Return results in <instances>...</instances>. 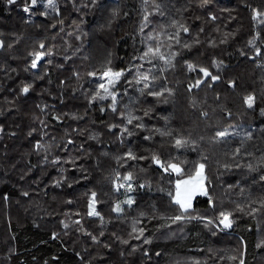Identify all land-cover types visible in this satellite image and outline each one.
Wrapping results in <instances>:
<instances>
[{
  "label": "trees",
  "instance_id": "1",
  "mask_svg": "<svg viewBox=\"0 0 264 264\" xmlns=\"http://www.w3.org/2000/svg\"><path fill=\"white\" fill-rule=\"evenodd\" d=\"M106 1L100 0V4ZM162 1L148 0V9L153 12L149 28L159 29L163 25L173 33L172 23H164L153 8L154 4H160L161 9L167 7V12H172L171 4ZM218 1L217 6L192 8L186 15V23H181L190 29L187 34L181 33L182 41L192 44L198 37L199 44L182 51L177 67L163 82L174 95L140 97L129 86L128 95L122 100L126 102L129 96L139 98V103L134 105L136 114L143 117L149 130L171 129L173 135L182 134L196 141L197 149L209 157L208 190L217 206L235 209L240 204L247 213V205L264 196V183L258 180L264 168L254 172L247 168L248 163L256 165L260 161L256 150L260 147L264 151V138L255 143L258 137L255 131L264 127L261 113L264 109V24L253 18L255 10L264 13V0ZM169 2L182 7L191 1ZM57 3L60 15L50 13L45 18L36 10L31 16L23 12V0H17L12 6L0 0V40L4 42V47L0 48V127L4 129L0 134V264H191L192 260H200L202 264L205 261L207 264H238L229 257L240 252L245 253L242 257L245 264H264V210L255 216L236 212L233 229L230 232L217 230L215 235L195 220L160 229L163 221L157 218L149 222L145 217L141 226L146 228V236L153 237L152 244L130 238L132 222L141 211L150 216L151 206L155 205L161 213L171 215L174 208L169 206L165 193L157 191L158 187H167V180L162 179L156 166H149L148 160L129 161V167L136 165L133 171L139 181L150 184L151 188L136 189L132 195L137 203L131 209L122 205L125 213L118 216L112 209L124 195L123 190L117 193L110 183L118 167L115 157L126 153L129 147L137 155L145 156L152 151L167 156L176 150L168 143L162 144V140L169 138L158 134L152 141L142 140L146 133L140 129L136 130L137 135L121 144L120 129L109 131V125L120 124V118L110 108L101 113L99 101L92 105L85 98V93L91 95V78L86 72L100 67L106 58L112 60L114 68L129 67L136 62L142 48L139 26L144 0L109 2L111 6L120 5V14L110 28L103 29L101 25L107 24L105 20L111 16V6L83 8L78 5L81 1L76 0L75 9L72 0H57ZM85 4H90V0H85ZM81 19L84 23H75ZM53 24L56 26L52 27ZM84 32L88 35L81 36ZM97 33L102 38L101 45L107 47L105 59L101 54L93 55V51L95 54L100 50ZM257 33L259 39H256ZM222 40L226 42L221 43ZM41 41L54 55L32 69L30 53ZM249 41L261 49L260 56L255 55ZM48 59L52 63H47ZM182 59L206 67L214 75L219 74L220 80L211 87L201 85L199 89L188 91L197 73L188 72L186 65L180 63ZM76 72L80 73L79 79ZM231 82L235 83V88L231 87ZM124 83L122 80L121 91ZM25 85H31L27 95L22 92ZM249 94L256 97L254 109H248L243 103V97ZM119 107L123 110V103ZM144 110H148L147 116ZM201 111L208 113L207 119ZM229 124L237 126L240 135L230 144L210 143L209 137L215 130ZM247 132L252 138L244 142L241 154L233 159L232 150L241 146L240 140ZM93 135L97 139H92ZM67 139L75 143L68 145ZM37 142L50 146L47 159L44 149L36 151ZM81 145L86 151L79 150ZM185 155L191 161L198 153L188 150ZM56 157L61 159L59 165L52 163ZM69 158H74L76 163H65ZM225 164L229 167L225 168ZM61 168L65 169L64 173ZM119 170L126 171L125 168ZM63 175H67L68 180L56 187L55 181ZM69 182L71 187L67 186ZM58 191L65 194L66 201L56 212ZM92 191L97 193V210L104 217L102 222L87 215ZM25 192L28 195H24ZM194 207L201 213L211 214L205 197H198ZM252 207L258 208L259 204L254 203ZM63 222L69 224L68 229ZM53 233L58 236L56 240L51 238ZM156 252L161 255L157 256Z\"/></svg>",
  "mask_w": 264,
  "mask_h": 264
},
{
  "label": "snow or ice",
  "instance_id": "2",
  "mask_svg": "<svg viewBox=\"0 0 264 264\" xmlns=\"http://www.w3.org/2000/svg\"><path fill=\"white\" fill-rule=\"evenodd\" d=\"M9 6L16 5L17 0H6ZM73 7H76V0H72ZM203 4H207L208 0H202ZM148 0H144L143 7V16L142 21L139 26L140 34V44L142 48L140 49L139 55L135 58L136 62L129 67H120L114 68L112 66V60L106 58L100 67H93L91 70L86 72V76L90 77L89 85L91 95L85 93V98L88 100L89 104L95 105L99 101V111L104 113L107 109L110 108L113 114H116L120 118V124L112 123L109 125V131L119 128L118 133L120 138V143L124 144L126 139H130L134 135H137L136 130H143L146 134L142 136L144 141H152L154 135L158 134L161 138L168 137V141L162 140L161 143H168L176 151L175 153H169L167 156L161 155L159 152L152 151L150 155H137L132 151V148L129 147L127 152L115 157L117 163V169L114 170L113 175L110 179L112 188L117 192L123 190L124 199L120 202H117L113 211L118 214V216H123L125 213V207L131 209L133 205L137 203L136 198L132 193L136 189H144L145 187L151 188L150 184L140 182L138 176L134 173L133 168L128 166L129 161H142L148 160L150 162L149 166L155 165L156 169L161 173V177L166 178L167 187H158L157 191L165 193L168 198V204L170 207L174 208L173 214L169 215L167 213H161L159 209L152 205L151 215L141 211L139 215L132 222V229L130 232V238L136 240H142L144 244H152L153 237L146 236V228L143 225L144 220L142 218H148L149 222L154 219H159L163 221L160 224V229L171 228L173 224H183L185 222H191L193 220L197 222H202L205 228H209L212 231V234L215 235L217 230L220 232L231 231L236 223L235 213L240 212L248 215L255 216L261 210H264V196H262L258 201H252L247 205L248 212L245 213V207L237 204L235 209H226L222 205L217 206L216 201L213 199L211 193L208 190V185L210 184L209 177L207 174L208 169V160L209 157L203 154L202 151L197 149V142L191 140L189 137H186L182 134L173 135V130L171 129H159L155 128L149 130L147 126L143 123V117L136 114L135 104L139 103L138 97L129 96L127 101L122 100L123 96L128 95V87L134 88L140 97L150 96L155 98H162L167 93L169 96L174 95L172 89L167 88L166 82L168 79V73L173 71L177 67L178 57L182 56L183 50H190L193 44H199L198 37L193 40V43L190 44L186 41H182L181 33H189L190 29L183 25L179 24L176 21H173L171 27L175 28V32L169 33L163 25L157 28H149L151 24L150 17L153 15V12L148 9ZM42 6L43 10H40ZM100 6L103 9H107L110 6L108 4H100V0H90V4H81L80 7L83 8H96ZM112 7L111 17L107 21V24L101 25V28L111 26L113 20L119 16L120 5L115 3ZM153 8L157 14L163 15L161 12V5L154 4ZM23 12L28 13L29 16L33 14V10H36L37 13L45 18H47L50 13H55L60 15V7L57 3V0H23ZM213 20L216 19L215 16L211 17ZM254 19L258 20L261 24H264V13L259 10H255ZM27 22H31L30 20ZM61 24L63 21H59ZM56 25L53 24L52 27ZM147 29V31H146ZM200 31H203L201 28ZM88 33L84 32L81 36H86ZM81 36H77V39H81ZM260 38V34H256V39ZM226 41H221L224 43ZM252 48L255 51L256 56L261 55V49L256 46L252 41H249ZM4 47V42L0 40V48ZM54 55L50 49L46 48L44 42H39L38 47L34 48L30 53L31 62L30 67L32 69H37L42 61H45L46 57ZM70 57H66L69 59ZM255 57H253L254 59ZM87 59V57H85ZM47 63H52L51 59L47 60ZM180 63H183L187 67L188 72H195L197 76L193 77L194 83L189 85L188 91H192L193 88L199 89L201 85L205 87H211L212 84L220 80L219 74H213L208 70V68L203 66H198L194 63L189 62L187 59H182ZM217 70L219 72V65L217 64ZM202 74V76L200 75ZM75 76L77 79L80 78V73L76 72ZM124 81L123 91H121V81ZM208 81L205 84V81ZM231 87L235 88L236 85L234 82H231ZM31 85H25L22 88V92L27 95ZM105 102H108L105 104ZM166 102V101H165ZM256 97L255 95L249 94L243 97V103L247 106L248 109H254L256 106ZM123 103V110L120 109L119 105ZM195 105V101H193ZM261 113L264 114V109H261ZM148 115V110H144V116ZM201 115L207 119L208 113L201 111ZM227 116L231 117V112H227ZM59 120V116L55 117ZM135 122V123H134ZM131 126V127H129ZM4 132V129L0 127V134ZM14 135V133H13ZM240 135V131L237 126L229 124L227 127H219L211 137L209 141L212 144H230L236 136ZM92 139H97L95 135L91 137ZM252 135L250 132H247L243 135L240 140V147H235L232 150V158L235 159L236 156L241 154V149L246 140H250ZM203 139V137H201ZM75 143L72 139H67L66 144L73 145ZM50 146H45L39 142L35 144L36 151L44 149L45 159H47V150ZM79 150L81 152L86 151L81 145ZM195 151L198 153L196 159L189 161L185 155L188 151ZM64 151H68V148H65ZM108 155V153H104ZM65 163L75 164L76 161L74 158H69L64 161ZM52 163L54 165H59L61 159L56 157L53 159ZM238 167L240 165H237ZM225 168H228L229 165L225 164ZM125 168V172H121L119 169ZM249 172H254L258 168H264V157L260 161L253 165L248 163L247 165ZM61 173L65 172V169H60ZM144 171V169H140ZM85 178H87L85 176ZM68 180L67 175H63L61 178H58L55 181L56 187H61L63 181ZM258 180L261 183H264V173L259 175ZM68 187H71V182L68 183ZM231 187V186H230ZM243 191V189L241 190ZM28 195L27 192L23 193ZM197 197H205L208 204V208L211 210V214L201 213L194 207V200ZM71 203V201H68ZM99 201L97 200V193L92 191L90 193V199L87 204V215L89 217H96L101 222L104 220V217L101 215V212L97 210V205ZM258 203V208H253L252 204ZM124 205V206H122ZM79 215V213H77ZM75 223L80 225V221L76 220ZM65 229L69 228V224L63 222ZM91 236V233H86ZM175 233H172L174 235ZM103 235V232H101ZM53 240L58 238L56 233L52 234L51 237ZM93 241H96V237L92 236ZM123 243H129L128 240H123ZM107 247V245H105ZM246 249V245L244 246ZM136 248H133V251H136ZM148 253L146 252L145 255ZM244 252H240L238 255H233L229 259L233 261H238V264H245V260L242 258ZM157 256H160V252H156ZM180 264V262H177ZM191 264H202L200 260H192ZM207 264V261L203 262Z\"/></svg>",
  "mask_w": 264,
  "mask_h": 264
},
{
  "label": "rangeland",
  "instance_id": "3",
  "mask_svg": "<svg viewBox=\"0 0 264 264\" xmlns=\"http://www.w3.org/2000/svg\"><path fill=\"white\" fill-rule=\"evenodd\" d=\"M80 1H81V3L78 4L79 6L81 4H85V0H80ZM108 1L109 2H112V1H117V0H108ZM108 1H106V4H108L109 6H111V4ZM159 1H162V0H159ZM188 1H191V2L187 3L186 5H184L182 7H178L176 4L170 3L169 0H166V3L171 4L173 11L171 12L169 10L167 12V7H166V9H165V7H163L161 9V12L163 13V15H161L159 19H162V21L164 23H172L173 21H176L179 24L186 23V15H187V13L191 12L192 8H195L196 10H199V7H201L202 5H210L209 7H213V5L214 6H217L218 5L217 3H219L218 0H216V2H215V0H212V2L211 1H208L207 4H203L202 3V0H188ZM156 2H158V0H156ZM162 3H163V1H162ZM98 8H101V7L98 6ZM75 9H76V7H75ZM164 9H165V11H164ZM100 11L101 12H104V10L102 11V9ZM110 17H108L105 20V23H107V21L110 19ZM75 23H84V21H83V19H81L80 21H77L76 20ZM97 26H99V25H97ZM96 35H97V38H98L97 39V46L99 47L100 50H98L95 54H94V51H93V55H98V54L100 55L101 54V55H103V58L105 59V57L107 55V47L105 45H101L100 42H101V39L102 38L99 35V33H97ZM94 44H96V43H94ZM255 133L258 135L257 139L255 140V143H257L260 140V138H264L263 137L264 136V127L258 128L257 131H255ZM256 151L258 152V158L259 159H261L262 157H264V151H261V148L260 147ZM55 201H56L57 204L56 203L54 204V209L57 212V208L60 209L62 207V204H64L65 201H66L65 194L64 193L62 194V193H60L58 191V193H57V195L55 197ZM194 202H195V200H194ZM194 202H193V204H194ZM14 206H16V204ZM41 217H43V216H41ZM39 219H40V217H39Z\"/></svg>",
  "mask_w": 264,
  "mask_h": 264
}]
</instances>
